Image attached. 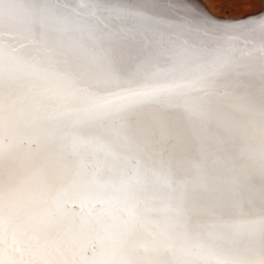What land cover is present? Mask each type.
I'll list each match as a JSON object with an SVG mask.
<instances>
[{
	"label": "snow or ice",
	"instance_id": "snow-or-ice-1",
	"mask_svg": "<svg viewBox=\"0 0 264 264\" xmlns=\"http://www.w3.org/2000/svg\"><path fill=\"white\" fill-rule=\"evenodd\" d=\"M259 3L0 0V264H264Z\"/></svg>",
	"mask_w": 264,
	"mask_h": 264
},
{
	"label": "rangeland",
	"instance_id": "rangeland-1",
	"mask_svg": "<svg viewBox=\"0 0 264 264\" xmlns=\"http://www.w3.org/2000/svg\"><path fill=\"white\" fill-rule=\"evenodd\" d=\"M212 1L216 4L215 7L220 12V15H225L226 13H230L232 15V14H234L236 12L235 8H239L240 10L244 11V10L249 9V6H252V7H250V9H252L254 7V0H245V3L239 4L237 6H235L233 4L223 3L222 0H212ZM245 13L246 14H251V13H254V12L249 11V12H245Z\"/></svg>",
	"mask_w": 264,
	"mask_h": 264
},
{
	"label": "bare ground",
	"instance_id": "bare-ground-1",
	"mask_svg": "<svg viewBox=\"0 0 264 264\" xmlns=\"http://www.w3.org/2000/svg\"><path fill=\"white\" fill-rule=\"evenodd\" d=\"M200 2L202 4H204V6L213 14V15H217V16H220V12L217 10V8L215 7L216 4L212 1V0H200ZM253 2V1H252ZM249 4V3H248ZM237 6V5H235ZM250 7L252 6H249V9L247 10H240L239 8H235L236 9V12L234 14H232V16H241L243 15L245 12H249V11H252V12H256L258 11L259 7H260V3H259V0H254V7L252 9H250ZM246 14V13H245ZM244 14V15H245Z\"/></svg>",
	"mask_w": 264,
	"mask_h": 264
}]
</instances>
